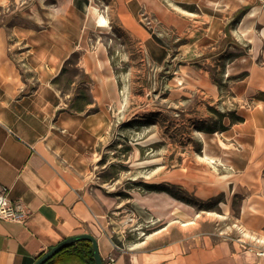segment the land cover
I'll use <instances>...</instances> for the list:
<instances>
[{
  "label": "crops",
  "instance_id": "0c3cea01",
  "mask_svg": "<svg viewBox=\"0 0 264 264\" xmlns=\"http://www.w3.org/2000/svg\"><path fill=\"white\" fill-rule=\"evenodd\" d=\"M204 2L206 6L211 1ZM104 4L123 29L142 9L156 12L146 0H104ZM212 4L209 7L219 17L209 19L206 29L218 28L219 36L230 23L227 18L236 14L231 32L235 40L248 42V50L235 56L246 66L244 75L229 86L239 100L235 115L242 120L226 118L223 129L203 137L202 154L217 175L214 182L200 186L260 189L264 187V0ZM96 5L94 0H0V183L8 188L10 200L22 202L28 210L23 222L0 220V264H33L65 237L80 233L97 239L105 264H264V256L257 254L264 252V194L259 191L247 198L257 206L240 213L253 219L250 229L256 238L251 241L235 234L219 237L195 225L143 234L141 224L149 220L145 214L137 215L140 219L133 229H127L124 216H115L121 202L109 188L112 178H100L106 166L98 148L112 123L109 108L117 86L111 72H98L99 62L104 69L106 64L96 57L98 48L83 50L89 39L85 29L102 26L99 14L107 20ZM157 12L162 26L177 22L166 20L163 4ZM152 40L160 42V37ZM78 52L91 83V101L80 110L68 107L64 93L52 82ZM220 181L225 183L215 185Z\"/></svg>",
  "mask_w": 264,
  "mask_h": 264
},
{
  "label": "rangeland",
  "instance_id": "374dc122",
  "mask_svg": "<svg viewBox=\"0 0 264 264\" xmlns=\"http://www.w3.org/2000/svg\"><path fill=\"white\" fill-rule=\"evenodd\" d=\"M94 1L107 26L85 29L89 39L83 50L98 48L96 57L106 63L104 69L99 62L98 72H111L117 86L109 108L112 123L98 148L106 166L100 178H112L109 188L121 202L115 216H124L127 229H133L140 219L137 215L145 214L149 220L141 224L143 234L195 225L218 236L254 240L253 219L240 213L257 206L247 198L257 191L263 195L264 187L200 186L214 182L217 175L202 154L203 137L223 129L226 118L237 117L239 100L229 86L244 75L246 62L235 56L246 54L248 42L233 37L236 14L227 18L230 23L217 36L218 28L206 27L209 19L219 17L209 7L214 2L218 7V0H207L211 2L206 6L204 0H146L156 12L142 9L123 29L104 0ZM162 4L166 20L177 19V25L158 22ZM155 35L160 42L152 40ZM78 54L66 62L57 80L73 109L85 107L91 99L90 78ZM219 183L225 182L215 185Z\"/></svg>",
  "mask_w": 264,
  "mask_h": 264
},
{
  "label": "trees",
  "instance_id": "16d2710c",
  "mask_svg": "<svg viewBox=\"0 0 264 264\" xmlns=\"http://www.w3.org/2000/svg\"><path fill=\"white\" fill-rule=\"evenodd\" d=\"M65 66L62 68L60 76L65 72L66 70ZM60 76L52 80V82L56 86H58L57 80ZM58 88L60 89V87ZM90 101L91 99L87 102V104L90 103ZM71 107H73V105H71ZM82 108L83 107H78L77 110H80ZM236 120L240 121L242 120V118L237 116ZM43 264H94V259L91 250V243L87 240H79L63 248Z\"/></svg>",
  "mask_w": 264,
  "mask_h": 264
},
{
  "label": "water",
  "instance_id": "95a60500",
  "mask_svg": "<svg viewBox=\"0 0 264 264\" xmlns=\"http://www.w3.org/2000/svg\"><path fill=\"white\" fill-rule=\"evenodd\" d=\"M79 240H87L91 243V250L94 259V264H105L99 253L97 239L89 233H80L65 237L64 239H62L61 241L50 247L43 254H41L33 264H43L48 259L53 257L56 253H58L60 250Z\"/></svg>",
  "mask_w": 264,
  "mask_h": 264
},
{
  "label": "built area",
  "instance_id": "2783aa9c",
  "mask_svg": "<svg viewBox=\"0 0 264 264\" xmlns=\"http://www.w3.org/2000/svg\"><path fill=\"white\" fill-rule=\"evenodd\" d=\"M28 215L26 206L20 201H12L8 197V188L0 183V220L23 222ZM258 255L264 256L263 251ZM113 261L112 258H110Z\"/></svg>",
  "mask_w": 264,
  "mask_h": 264
},
{
  "label": "bare ground",
  "instance_id": "6f19581e",
  "mask_svg": "<svg viewBox=\"0 0 264 264\" xmlns=\"http://www.w3.org/2000/svg\"><path fill=\"white\" fill-rule=\"evenodd\" d=\"M94 10L97 12L98 10L94 8ZM99 13V12H98ZM98 23L102 26H107V20L99 14V20Z\"/></svg>",
  "mask_w": 264,
  "mask_h": 264
}]
</instances>
